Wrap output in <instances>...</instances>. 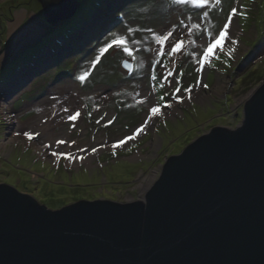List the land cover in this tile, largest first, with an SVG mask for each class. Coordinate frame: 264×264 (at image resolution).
I'll list each match as a JSON object with an SVG mask.
<instances>
[{
	"label": "rangeland",
	"instance_id": "374dc122",
	"mask_svg": "<svg viewBox=\"0 0 264 264\" xmlns=\"http://www.w3.org/2000/svg\"><path fill=\"white\" fill-rule=\"evenodd\" d=\"M74 1L81 6L75 16L52 25L37 0H0V182L32 196L50 210L78 200L138 201L157 182L167 159L215 127L237 129L244 120L247 97L264 83V0H239L244 15L234 18L230 31L215 43L210 61L200 66L198 73L199 65L191 53H196L197 60L202 57L204 49L216 41L230 8L238 4L237 0H221L219 6L209 9V21L203 30L194 32L195 44L176 58L177 70L184 72L182 88L196 85L200 78L191 94L203 89L206 100L188 106L184 104L188 95L183 91L177 94L183 96L182 103L171 100L177 86L174 77H168L171 84L165 82L160 87L163 75L173 67L167 55L160 57L167 68L155 65L157 78L152 81L154 52L137 53V71L128 76L122 70L127 58L121 51L112 48L101 53L99 49L126 35L124 25L153 27L160 33L178 18L191 16L193 23L199 22L201 9L177 6V0ZM127 5L129 17L118 20L113 9ZM32 26L39 30L35 37L27 35ZM141 35L136 33L134 38ZM188 42L185 37L184 43ZM97 56L100 60L93 67ZM85 73L84 83L76 79ZM70 80L80 87L71 86ZM64 88L69 92L64 93ZM161 96L172 105L161 110L170 112L181 104V112L153 120L144 134L120 144L144 123L151 106L164 103ZM67 97L74 102L67 106L80 109V116L77 121H68V114L65 118L59 114L62 122L49 124L52 134L70 136L76 155H80L82 145L84 151L118 145L116 150L102 152L91 169L68 167L66 158L58 165L45 161L39 155L41 147H32L24 137L10 143L13 123L3 116V105H9L14 120L31 131L37 123H32L34 120L49 119L48 104L61 99L60 105L65 107ZM34 140L32 137L30 142Z\"/></svg>",
	"mask_w": 264,
	"mask_h": 264
},
{
	"label": "water",
	"instance_id": "95a60500",
	"mask_svg": "<svg viewBox=\"0 0 264 264\" xmlns=\"http://www.w3.org/2000/svg\"><path fill=\"white\" fill-rule=\"evenodd\" d=\"M37 1L52 25L81 7ZM243 113L167 159L138 201L50 210L0 182V264H264V83Z\"/></svg>",
	"mask_w": 264,
	"mask_h": 264
},
{
	"label": "snow or ice",
	"instance_id": "6c2138e0",
	"mask_svg": "<svg viewBox=\"0 0 264 264\" xmlns=\"http://www.w3.org/2000/svg\"><path fill=\"white\" fill-rule=\"evenodd\" d=\"M132 3V0L131 2ZM221 4V0H177V6H191L196 9H201L202 12L200 14V21L197 23L192 22V17L188 16L187 18H178L177 22L171 23L169 27L163 31L158 33L153 27H131L128 25H124L126 29V35L119 36L116 38V40H113L106 44L104 47H101L99 51L101 53H106L108 49H112L114 46L116 49L122 50L123 53H125L128 57H130L132 60L136 59V54L140 53L141 51L144 52H154L156 54V59L153 61V70L152 75L150 79L152 81L156 80L155 75V65L161 64L160 57H163L164 55H167L169 58L172 59L173 67L170 71L166 72V75H163L162 82L160 87L163 88L165 86V82L168 84H171L172 81L168 79V77H174L176 88L175 91L171 93V100H175L178 103L183 102V96L177 95L178 93H181L183 91L184 94L188 95L189 99H191V92L194 87L199 86L200 84V78L197 80L196 85H189L187 88H182L181 85V79L184 75L183 69L177 70L175 64H176V58L178 55H183L189 46H192L195 44L194 32H198L203 30V25L207 23L210 19V8H215ZM237 7H231L226 19L224 20L221 28L219 29L216 41L212 44H209V46L204 49L202 57L200 59H196V53H191V56L193 58V61L199 65L196 68V71L200 73L202 71V67L206 63L210 61L211 53L213 52V49L215 47V43H218L220 38H223L225 36V33L230 31V28L233 25L234 18L237 16H243L244 13L240 11L239 8V0H237ZM113 14H118L117 19L119 20L120 17H124L127 19L129 17V8L128 5L124 7H117L113 9ZM123 23V21H121ZM136 33H141V38L137 39L134 38ZM177 36L178 39H173V37ZM129 37H133L129 39ZM185 37L189 38V42L186 45L184 43ZM100 60V57L97 56L96 59L92 62L93 67L96 66V63ZM124 68L129 70V74L133 71V65L129 61H125L123 64ZM141 68L144 67L143 62H141L140 65ZM161 67L167 68L166 65H162ZM88 73H85L84 75H79L76 77L78 81L81 83L85 82L86 76ZM204 87H207V85H204ZM116 95H120V93H115ZM160 100L164 101L163 104H155L149 108V111L145 117V121L143 124H141L139 127H137L131 136L126 137L119 141L120 144L126 143L127 140L135 139V137L138 134H142L143 131L147 129L148 123L152 121V119L156 116L161 114L162 108H170L171 100H165L164 96L160 97ZM62 111L64 113H68L66 116V119L68 121H76L78 117L80 116V112L76 111L74 113L71 112V110L67 107L62 108ZM107 115V113H105ZM103 119V117H101ZM100 121L98 120L97 123ZM112 121H109L111 123ZM75 126V125H73ZM19 134V133H18ZM24 135L28 137L29 139H32L34 135H39V133H31V132H25ZM75 143L74 141L68 142V141H58V144H71ZM116 144H113V149L116 148ZM83 151V149L81 150ZM93 151H96V149H93ZM52 155L57 156L58 154L56 152H53ZM59 155H64L63 153ZM66 159L71 160L73 158L71 153L66 154ZM79 159V157H77Z\"/></svg>",
	"mask_w": 264,
	"mask_h": 264
},
{
	"label": "bare ground",
	"instance_id": "6f19581e",
	"mask_svg": "<svg viewBox=\"0 0 264 264\" xmlns=\"http://www.w3.org/2000/svg\"><path fill=\"white\" fill-rule=\"evenodd\" d=\"M18 19H19L18 21L21 20L20 18H18ZM38 31L39 30L35 29V27L32 26L30 28V31L27 33V35L31 34V37H35L37 35ZM137 67H138V64L135 67L134 74L137 71ZM69 82H70V85L73 86L74 88L80 87V84H78V83H75L71 80ZM64 90H66V88H64ZM68 90L69 89H67L64 93L69 92ZM202 91H203V89H200L197 93L191 94L192 95L191 99H189V97H186L187 100L184 102V104L188 106L191 102H194V101H197L198 103L205 102L206 100H205V97L202 95ZM67 98L68 99L64 101L66 103L65 107L69 108L72 113L79 111L80 109H78L76 107L72 108V107L67 106L69 104H71V105L74 104V102H72V100H70L71 99L70 97H67ZM144 98L145 99H151L147 95H144ZM77 99L80 100V97H77ZM75 100H76V97H75ZM59 101H62V100L60 99ZM59 101L52 102L53 104H48V105L46 104L47 108H48V109H46V111L49 110V112H47L46 114H47L49 119L45 122H42L43 117L34 120L32 123H34V122H37V123L34 126H32L31 131H27V129H25V125H23L19 121L17 122V120H14L16 118H14L12 108L9 105L8 106L3 105L4 106L3 116L5 117L6 121H8L9 123L10 122L13 123V124H11V125H13V129L11 130L12 132H11V136H10V143H17L21 139H23V137H24L27 139L28 143H30L32 147H34L36 149L41 147L39 155L41 156L42 159H44L45 161L54 162L57 165L62 163V160L65 158L66 154L71 153L73 158L71 160L67 159L68 160L67 165H68V167H71V168H74L77 170H80V168L82 166H85V167H88L91 169L92 167H94L92 165L93 161L102 152L109 151V150L113 151V150L117 149L118 145L116 146L115 149H113L112 146L102 145L103 148L99 147L98 149H96V151H93V149L89 148L87 151L86 150L81 151L80 155H76L75 154L76 148H74L72 146V144H71V146H69V144H58V141L71 142L70 136H67L66 134H62L61 137H58V135H55L54 133L52 134V131H49L50 127L53 124H57L60 121L62 122V119H61L62 115H64V118H65V115L68 114V113H64L62 111V108H64V107L62 105H60ZM50 105H52V106H50ZM181 108H182V105L177 104L175 107H173V109L170 112H168L166 110H161V114L156 115L152 119V121L148 123L146 130H149L152 127V125L154 124V121H157V119L160 118L161 116L162 117H170L171 115H175L177 113H180ZM44 114H45V112H44ZM54 114H56V115H54ZM59 114H62V115H59ZM44 117H46V116H44ZM66 122H68V121L66 120ZM50 123H52V125ZM49 124L51 125L50 127H49ZM146 130H145V132H146ZM25 132L39 133V135H34L33 138H35V140L33 143H31L30 139L24 135ZM144 133H142V134H144ZM81 147L82 148H80L79 150L85 148L83 145ZM53 152H56L58 155L57 156L52 155ZM61 153H63L64 156L59 155ZM77 157H79V159H77ZM81 157H83V158H81Z\"/></svg>",
	"mask_w": 264,
	"mask_h": 264
}]
</instances>
